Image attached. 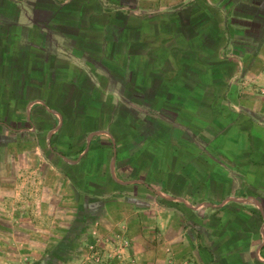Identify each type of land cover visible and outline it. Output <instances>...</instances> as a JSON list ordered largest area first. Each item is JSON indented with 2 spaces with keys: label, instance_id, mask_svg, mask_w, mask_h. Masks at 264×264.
<instances>
[{
  "label": "crops",
  "instance_id": "1",
  "mask_svg": "<svg viewBox=\"0 0 264 264\" xmlns=\"http://www.w3.org/2000/svg\"><path fill=\"white\" fill-rule=\"evenodd\" d=\"M227 3L0 0V151L27 133L44 189L55 174L81 198L52 242L66 254L97 220L126 227L133 264H164L166 244L188 264H264V10L244 14L262 34L245 60ZM18 175L1 169L2 206Z\"/></svg>",
  "mask_w": 264,
  "mask_h": 264
},
{
  "label": "rangeland",
  "instance_id": "2",
  "mask_svg": "<svg viewBox=\"0 0 264 264\" xmlns=\"http://www.w3.org/2000/svg\"><path fill=\"white\" fill-rule=\"evenodd\" d=\"M223 4H225L224 1ZM227 4L229 7L232 6L228 21L233 22L236 29L237 25L245 27L238 28L243 29L244 38L239 35L241 40H238L240 41L238 43L241 46L236 48L235 53L238 54L237 57L251 59L257 53L253 48H257L256 43L259 37L262 38V34L258 35L261 27L258 26V28L255 24L259 23L257 18L249 19L244 14L252 12V8L264 10V0H228ZM149 7H152V3H149ZM246 31L251 33L245 35ZM260 55L264 59V47L260 50ZM263 70L264 66L259 72L251 74L250 82L256 84L254 81L259 73L264 74ZM252 87H255L252 90L264 93V86ZM12 124L18 125L16 121ZM8 134L12 139L11 150L3 149L4 151H0V157L2 154L3 156L13 155L15 162L1 164L0 171L7 169V166L15 174L18 171L19 178L15 177L11 181H17L16 184L20 186V190L17 187L16 191L20 193L9 197L14 200L12 204H8L7 200L3 206L0 203V264H133L134 259H131L129 255L130 241L126 236V227L120 228L119 225L110 226L108 231L104 232L98 227V221L94 220L93 225L89 224V231H87L89 239L78 243L68 254L61 250L62 243L58 244V247L52 244L54 241H60L61 236L69 232V209L74 208V216L76 213L80 214L78 211L81 210L79 207L81 198L78 195H73L71 198L65 190L66 184L55 174V189L52 188L54 184L44 189L46 183L50 182L46 178L49 176L47 171L49 165L41 160L43 152H35L32 144L22 148L23 141L29 139L27 133L12 131ZM18 140H20L19 143ZM17 155L21 159L25 156L32 159L26 157L22 159L25 162H21L15 159ZM45 191L48 194H45ZM84 213L88 212L84 211ZM55 250H57L55 258H50L49 256L54 254ZM164 251L168 254L164 264H188V260L175 254L171 244H166ZM97 254L100 258L103 256L101 262H95Z\"/></svg>",
  "mask_w": 264,
  "mask_h": 264
},
{
  "label": "built area",
  "instance_id": "3",
  "mask_svg": "<svg viewBox=\"0 0 264 264\" xmlns=\"http://www.w3.org/2000/svg\"><path fill=\"white\" fill-rule=\"evenodd\" d=\"M102 259H103V256L100 258V256L97 254V256L95 257V262H101Z\"/></svg>",
  "mask_w": 264,
  "mask_h": 264
}]
</instances>
